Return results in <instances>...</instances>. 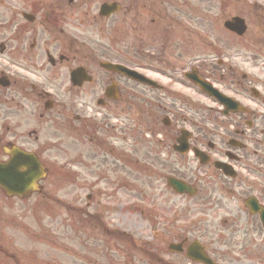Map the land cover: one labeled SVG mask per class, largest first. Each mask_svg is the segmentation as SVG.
Here are the masks:
<instances>
[{
	"label": "flooded vegetation",
	"instance_id": "obj_1",
	"mask_svg": "<svg viewBox=\"0 0 264 264\" xmlns=\"http://www.w3.org/2000/svg\"><path fill=\"white\" fill-rule=\"evenodd\" d=\"M119 1L124 11L120 22L130 32L131 47H143L149 76L166 75L174 82L195 70L245 109L234 111L220 102L216 108L193 106L184 119L191 132L186 154L168 144L178 139L182 126L169 123L171 132L160 141L155 122L149 121L157 149L139 152L143 160L134 159V165L139 170L168 168L198 190L187 215L161 217L169 238L163 247L167 261L157 248L150 264H264V0H0V158L9 148L11 155L26 156L27 165L36 159L46 173L61 176L65 168H56L65 162V141L70 139L80 190L91 174L131 192L127 134L132 126L126 112L136 107L134 116H139L144 97L121 88L117 75L106 72L95 49L86 44L97 26L106 32L118 23L116 15L102 18L100 10ZM227 23L244 33L232 32ZM225 39L229 43L219 42ZM77 70L79 80L90 75L93 81L65 88ZM113 83L117 92L107 99ZM83 91L99 93L96 103L108 112L103 119L109 132L88 159L81 139L91 138L93 128L98 134L103 129L77 109L78 100L65 96ZM156 98L153 92L151 100ZM68 111L69 133L54 120ZM137 121L141 126L142 120ZM206 121L213 128L202 124ZM161 142L166 149L161 150ZM119 143L121 155L114 150ZM133 148L141 149L143 143L134 141ZM197 152L204 154L206 164ZM125 174L127 180L121 182L118 178ZM130 203L127 213L132 216L133 195ZM128 224L137 226L135 220ZM130 244L138 246L132 239Z\"/></svg>",
	"mask_w": 264,
	"mask_h": 264
},
{
	"label": "rangeland",
	"instance_id": "obj_2",
	"mask_svg": "<svg viewBox=\"0 0 264 264\" xmlns=\"http://www.w3.org/2000/svg\"><path fill=\"white\" fill-rule=\"evenodd\" d=\"M124 198V197H123ZM36 202L40 204L37 208H33V202L20 209L21 211L27 208L36 209L37 212H31L30 215L20 212L17 209V203L13 207L5 201L3 207L6 206L8 211H11V216L14 221L8 228L0 227V247L6 254L16 258L23 264H106V259L94 250H83V242H75L73 247L68 244L67 233L69 227L63 225L65 222V208L61 204ZM108 203L114 204L112 210L106 211L104 220L109 224L117 227L119 223L122 228H126L127 221L131 220V216L121 206L124 204L119 202V199L114 203L112 198L106 200ZM180 207L185 204L181 200L177 202ZM118 209V211H117ZM95 209L91 212H96ZM133 219H139V213L134 211ZM79 222V218L74 219V223ZM63 225V229L60 227ZM53 226V227H52ZM52 227V228H50ZM26 229V230H25ZM54 233V234H53ZM53 234V235H52ZM81 234L83 232L81 231ZM80 234V235H81ZM98 233H94L97 236ZM42 238V240L37 239ZM79 251V252H77ZM33 252H35L33 258ZM79 253V255H75ZM75 258V259H73ZM0 264H16L15 261L1 260Z\"/></svg>",
	"mask_w": 264,
	"mask_h": 264
}]
</instances>
